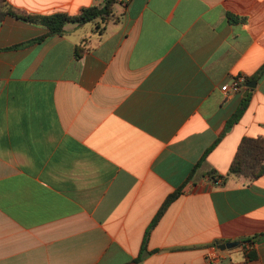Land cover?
<instances>
[{
	"label": "crops",
	"instance_id": "1",
	"mask_svg": "<svg viewBox=\"0 0 264 264\" xmlns=\"http://www.w3.org/2000/svg\"><path fill=\"white\" fill-rule=\"evenodd\" d=\"M6 1L39 14L101 2ZM113 11L101 31L68 21L41 39L42 24L0 18V264H264V172L220 176L242 135L264 136V72L243 95L264 62V0ZM212 243L223 257L207 263Z\"/></svg>",
	"mask_w": 264,
	"mask_h": 264
},
{
	"label": "trees",
	"instance_id": "2",
	"mask_svg": "<svg viewBox=\"0 0 264 264\" xmlns=\"http://www.w3.org/2000/svg\"><path fill=\"white\" fill-rule=\"evenodd\" d=\"M116 0H101L100 3H91L85 6H82L76 13H66L64 11H55L48 14H39V13H28L23 10L14 9L11 5L8 4L6 0H0V18L4 14H11L15 17L21 18L23 20L39 23L46 27V32L40 34L34 39H41L45 34L62 33L63 24L65 22H75L76 24H83L87 21L93 23L94 31H101L103 24L109 19L113 18L114 11L113 7ZM228 19L234 20V17L231 14H227ZM83 47L80 43H77L73 46V54L79 56ZM264 72V62L258 66L254 73H252L247 78H256ZM237 113H234L230 119L226 121L225 127L227 128L231 122L235 119ZM217 138L214 140L213 143ZM207 148L205 152L208 150ZM264 172V136L262 135H242L239 141L236 144L233 155L229 161L227 171L220 175L234 174V175H243L248 178H253ZM213 176L212 174H210ZM180 192V188H176L165 195L161 203L157 207L156 211L152 215L151 219L145 226L141 238L140 248H143L146 242V237L149 229L157 221L165 207L168 203L175 198ZM241 241V240H240Z\"/></svg>",
	"mask_w": 264,
	"mask_h": 264
},
{
	"label": "built area",
	"instance_id": "3",
	"mask_svg": "<svg viewBox=\"0 0 264 264\" xmlns=\"http://www.w3.org/2000/svg\"><path fill=\"white\" fill-rule=\"evenodd\" d=\"M117 2L123 3L125 0H116ZM243 76L242 75H237L234 77L231 81V87L236 88L239 86L240 82L243 81ZM227 86L226 83L221 85V88L224 89ZM214 182H217L216 179H214ZM240 248L246 249L248 247L246 242H240L239 243ZM223 257L221 250L219 247L212 243L208 245L204 251V259L207 263H216L218 262L221 258Z\"/></svg>",
	"mask_w": 264,
	"mask_h": 264
},
{
	"label": "water",
	"instance_id": "4",
	"mask_svg": "<svg viewBox=\"0 0 264 264\" xmlns=\"http://www.w3.org/2000/svg\"><path fill=\"white\" fill-rule=\"evenodd\" d=\"M255 84V80L252 78V79H249L245 82V89L243 91V95L246 94V91L253 87ZM238 243V240H229V241H221L218 243V246L219 247H231L233 245H236Z\"/></svg>",
	"mask_w": 264,
	"mask_h": 264
}]
</instances>
